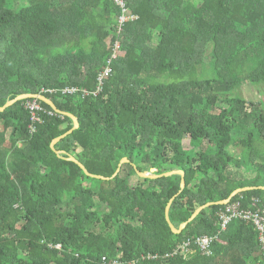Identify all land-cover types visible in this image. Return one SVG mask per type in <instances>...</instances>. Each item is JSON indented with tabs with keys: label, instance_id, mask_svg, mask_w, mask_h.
<instances>
[{
	"label": "trees",
	"instance_id": "1",
	"mask_svg": "<svg viewBox=\"0 0 264 264\" xmlns=\"http://www.w3.org/2000/svg\"><path fill=\"white\" fill-rule=\"evenodd\" d=\"M125 3L134 19L116 0H0V106L42 94L80 119L59 155L72 117L37 97L0 110V264H263L241 218L212 255L172 252L229 202L264 204V95L244 94L264 92V0ZM244 187L172 230L171 201L179 227Z\"/></svg>",
	"mask_w": 264,
	"mask_h": 264
},
{
	"label": "built area",
	"instance_id": "2",
	"mask_svg": "<svg viewBox=\"0 0 264 264\" xmlns=\"http://www.w3.org/2000/svg\"><path fill=\"white\" fill-rule=\"evenodd\" d=\"M117 3H119L121 6L124 7V11H128V15L121 16L122 21H126L129 18H133L135 16H132L128 8H126L125 0H116ZM130 15V16H129ZM124 17H127L128 19L123 20ZM109 70L104 74V76H101V79L103 80L106 75L108 74ZM67 91L73 93L75 89L73 88H66ZM31 109H38L41 108L40 105L35 101L32 104H30ZM50 114H53L52 111H50ZM33 120L38 121L40 120V116L34 112L33 110ZM33 130H35L36 127H32ZM252 207H244L242 205V202L240 200H235L229 202L225 207L221 208L218 213V222L220 225V230L218 233L213 235H201L198 237L188 238L186 239L183 244L181 243L180 247L176 248L175 251L172 253L175 254L176 251L179 249H183L185 253L189 252L191 250L192 244H197L199 248L208 255L213 253L212 245L216 240L220 239V234L227 228L230 221L236 218H241L246 221H251L259 233V242L261 245L262 250V256H263V264H264V204L262 203L261 199L259 197H253L252 199ZM170 255V253L168 254ZM103 259L107 261L106 257L104 256ZM115 264H118V261H115ZM261 264V263H257Z\"/></svg>",
	"mask_w": 264,
	"mask_h": 264
},
{
	"label": "water",
	"instance_id": "3",
	"mask_svg": "<svg viewBox=\"0 0 264 264\" xmlns=\"http://www.w3.org/2000/svg\"><path fill=\"white\" fill-rule=\"evenodd\" d=\"M26 97H37V98H40L41 100H43V101H45V102H47V103H49L57 112H60V113H63V114H66V115H68V116H70V117H72L74 120H73V122H74V126L70 129V130H68L66 133H64V134H62V135H60V136H58V137H56V138H54L53 139V141H52V147L56 150V152L59 154V155H61L62 153H64V151H60V150H57V148H56V144L62 139V138H64L65 136H67L68 134H70V133H72L75 129H77V128H79L80 127V122H79V118L75 115V114H73V113H71V112H66V111H62V110H60L58 107H57V105L54 103V101L52 100V99H50V98H48V97H46L45 95H42V94H32V93H23V94H20V95H18L17 97H15V98H13V99H11V100H9V101H7L6 103H5V105H3V106H0V110H5L7 107H9V106H11V105H13L14 103H16L17 101H19V100H21V99H24V98H26ZM69 159H71V160H73V161H75L76 163H78L80 166H81V168L88 174V175H91V176H94V177H98V178H103V179H109V177H107V176H104V175H100V174H93V173H91L89 170H88V168L86 167V165L84 164V163H82L79 159H77L75 156H69ZM127 161H129V159L127 158V157H124L123 159H122V161H121V164H123L124 162H127ZM119 170L120 169H118L117 170V172L114 174V176L115 175H117V173L119 172ZM138 171V173H139V175L140 176H142V177H152V178H154V177H159V176H161V175H163V174H151V173H148V172H143V171H140V170H137ZM173 173H180V174H182L183 175V179H182V188H184L185 186H186V180H185V171L184 170H173V171H170V172H166V173H164L165 175H170V174H173ZM253 187H244V188H238V189H236L232 194H231V196L228 198L227 197V199H225V200H221V201H218V202H208V203H206V204H204V205H202V206H200L198 209H196V211L193 213V215L187 220V221H185V222H183L179 227H177L173 222H172V220H171V218H170V209H171V203H172V201L168 204V206H167V213H166V215H167V220H168V222H169V224H170V226H171V228H172V230L174 231V232H176V233H181V232H183L184 231V229H186V227L188 226V224H189V222L190 221H192V220H194L202 211H203V209H205L206 207H209V206H211V205H214V204H219V203H227V202H229L231 199H232V197H234L235 195H237L239 192H242V191H244V190H247V189H252ZM264 188V187H263Z\"/></svg>",
	"mask_w": 264,
	"mask_h": 264
},
{
	"label": "rangeland",
	"instance_id": "4",
	"mask_svg": "<svg viewBox=\"0 0 264 264\" xmlns=\"http://www.w3.org/2000/svg\"><path fill=\"white\" fill-rule=\"evenodd\" d=\"M128 19L127 17H124L123 20ZM119 43H117L118 46ZM117 54H124V51L121 49H118ZM116 56V55H115ZM238 94L240 95L241 93L238 92ZM245 96H247L249 99L254 98V99H259V97H262L264 95V92L262 90H257L256 88H252L251 89H245L244 92ZM262 95V96H261ZM199 142H196L195 140H193L191 137L187 136L184 139V144L186 147H194L198 144Z\"/></svg>",
	"mask_w": 264,
	"mask_h": 264
},
{
	"label": "clouds",
	"instance_id": "5",
	"mask_svg": "<svg viewBox=\"0 0 264 264\" xmlns=\"http://www.w3.org/2000/svg\"><path fill=\"white\" fill-rule=\"evenodd\" d=\"M69 88V87H68ZM201 235H204V234H201ZM201 235H199V236H201ZM207 235H213V234H207ZM195 237H198V236H195ZM214 244V243H213ZM212 249H213V245H212ZM207 254V253H206ZM213 254V253H212ZM212 254H210V255H212Z\"/></svg>",
	"mask_w": 264,
	"mask_h": 264
}]
</instances>
